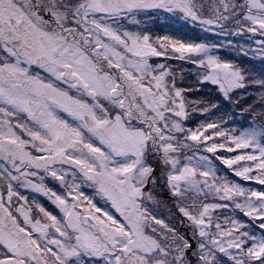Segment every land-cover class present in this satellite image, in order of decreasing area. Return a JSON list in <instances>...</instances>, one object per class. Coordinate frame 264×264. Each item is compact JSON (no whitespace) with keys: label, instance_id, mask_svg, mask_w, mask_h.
<instances>
[{"label":"snow or ice","instance_id":"1","mask_svg":"<svg viewBox=\"0 0 264 264\" xmlns=\"http://www.w3.org/2000/svg\"><path fill=\"white\" fill-rule=\"evenodd\" d=\"M0 264H264V0H0Z\"/></svg>","mask_w":264,"mask_h":264},{"label":"rangeland","instance_id":"2","mask_svg":"<svg viewBox=\"0 0 264 264\" xmlns=\"http://www.w3.org/2000/svg\"><path fill=\"white\" fill-rule=\"evenodd\" d=\"M150 27H153L151 24L149 25ZM155 31L157 32H162V31H167V28L163 27V26H155L154 28ZM175 34H183L184 38H188V36L190 37V39H196L198 37V33L196 31H192V32H188V30H182V33H175ZM245 63L249 64V66H255L256 69L259 68V63L258 61H253V62H248V61H245Z\"/></svg>","mask_w":264,"mask_h":264},{"label":"flooded vegetation","instance_id":"3","mask_svg":"<svg viewBox=\"0 0 264 264\" xmlns=\"http://www.w3.org/2000/svg\"><path fill=\"white\" fill-rule=\"evenodd\" d=\"M84 191L87 193V194H90L91 193V190L90 189H87L85 188ZM32 197H30L31 199ZM41 203H43L45 205V207L49 208V210H52V211H57L53 205H51L45 198L43 197H37Z\"/></svg>","mask_w":264,"mask_h":264},{"label":"trees","instance_id":"4","mask_svg":"<svg viewBox=\"0 0 264 264\" xmlns=\"http://www.w3.org/2000/svg\"><path fill=\"white\" fill-rule=\"evenodd\" d=\"M191 37V36H190ZM190 37L188 36V39H190ZM187 38V37H186Z\"/></svg>","mask_w":264,"mask_h":264}]
</instances>
